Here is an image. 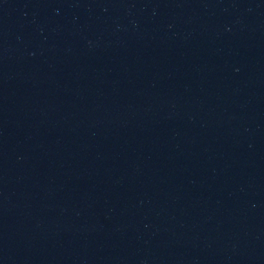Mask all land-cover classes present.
<instances>
[{"label": "water", "instance_id": "1", "mask_svg": "<svg viewBox=\"0 0 264 264\" xmlns=\"http://www.w3.org/2000/svg\"><path fill=\"white\" fill-rule=\"evenodd\" d=\"M0 264H264V0H0Z\"/></svg>", "mask_w": 264, "mask_h": 264}]
</instances>
